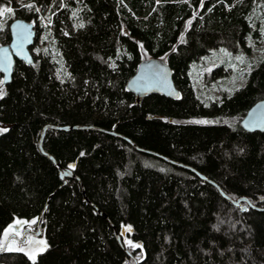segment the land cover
<instances>
[{
  "label": "trees",
  "instance_id": "1",
  "mask_svg": "<svg viewBox=\"0 0 264 264\" xmlns=\"http://www.w3.org/2000/svg\"><path fill=\"white\" fill-rule=\"evenodd\" d=\"M28 1L32 7L20 8L0 0V10L13 7L0 46L10 40L12 20L36 31L33 62L16 60L11 81L0 83V124L8 126L0 133V242L16 219L37 224L51 196L41 223L46 249L35 259L3 251L0 264H132L113 233L122 226L139 245L123 243L138 264H264V212L234 207L213 185L121 138L195 169L231 199L264 206V132L240 127L264 99V54L230 96L206 101L191 78L193 66L217 49L252 60L264 35V0ZM41 35L57 58L34 52ZM148 57L165 60L178 99L154 94L137 104L127 91ZM225 73L220 64L210 77ZM46 125L121 136L48 129L42 142L109 222L82 201L77 180L61 187L59 168L38 146Z\"/></svg>",
  "mask_w": 264,
  "mask_h": 264
},
{
  "label": "water",
  "instance_id": "2",
  "mask_svg": "<svg viewBox=\"0 0 264 264\" xmlns=\"http://www.w3.org/2000/svg\"><path fill=\"white\" fill-rule=\"evenodd\" d=\"M8 32L10 36L9 42L5 45L0 46V75L2 77L3 85H7L11 81V77H12V73H13L16 60L22 62L25 65H30L33 62V58L31 55V48L34 45V40L36 37V31L34 29L33 24L26 22L24 20H21V19H15L9 22ZM126 89L128 92L134 95L137 104H139L142 98L150 96V95H154V94L160 95L166 98L174 99V100L179 98V92L176 89L174 82H173L172 71L169 68V66L166 64L165 60L162 58L148 57V58L141 60L137 65L135 73L127 81ZM240 127L244 131L249 132V133L264 132V99L257 101L255 104H253L248 109V111L246 112L242 120L240 121ZM48 129L56 130V131H64V132H68L71 130L95 129L100 132L107 133L113 136H119V135L115 134L114 131H106V130H102V129H98V128L90 127V126L80 127V126L46 125L42 128L40 138H39V143H38L40 152L44 156H46L48 159H50L57 168H59L58 175H59V179L62 181L61 187L66 185L67 180H71V179L77 180V182L80 184V187H81L82 201L86 204H89L96 211L98 216L108 221L107 216L104 213H102L100 210H98L91 202H89L79 179L73 173L72 169L61 168L60 165L55 162L52 156H50L49 154L43 151L42 142H43L45 133ZM121 138L126 140L133 148H135L140 153L158 157L161 160L173 166L184 168L190 171L191 173H194L202 181L212 184L217 189L221 197L224 200L228 201L234 207L238 208L241 206V204H244L242 209H245L246 207H248L249 209L257 211V212H264V206L260 207L258 205L252 204L246 197H239L237 199H231L230 197L225 195L215 183L207 179L204 175L200 174L195 169L187 165H184L182 163L171 161L161 155H158L157 153L138 148L126 138H123V137ZM50 199H51V196L48 197L42 209V212L39 216V219L37 221V229L33 233V235L35 236L41 235V231H42L41 223H42V219H43L44 213L46 212ZM32 221L34 220H30V221L23 220L22 223L20 224L21 226L24 227L25 225L32 224ZM13 222L9 224L7 228L10 227L11 225H12L11 226L12 228L14 225ZM112 228H113L115 239L118 242L120 248L131 259L132 264H138L139 260L133 257L130 251L123 245L124 242L121 238L120 231L118 232L115 227H112ZM6 229L4 230V233ZM28 232H29L28 228L23 230L21 242H24L25 235ZM9 240H10V237H9ZM8 241L4 243L6 247H7ZM3 251H7V250H0V252H3ZM124 264H130V263L126 262Z\"/></svg>",
  "mask_w": 264,
  "mask_h": 264
},
{
  "label": "rangeland",
  "instance_id": "3",
  "mask_svg": "<svg viewBox=\"0 0 264 264\" xmlns=\"http://www.w3.org/2000/svg\"><path fill=\"white\" fill-rule=\"evenodd\" d=\"M20 4V8L22 7H28V5L31 4L28 0H13ZM6 8L13 9L12 5L9 3ZM44 10H39V19L43 25H49V18L43 14ZM9 12H4L3 15H0V27L5 24V22L8 19ZM264 32V31H263ZM40 44L37 48L34 49V52H37L39 50H44V52L48 51L54 58L58 57V53H53L52 43L49 40V37L46 36H40ZM44 42V44H43ZM42 43V44H41ZM258 43L260 46L255 47V49H252V60L249 61L248 59L244 58L243 56H239L236 54H228L222 49H217L213 52H211L209 55L201 58L196 65L193 66L192 72H191V78L193 86L198 93L200 98H205L206 101L209 99H218L222 94H226L227 96L232 95L236 89H238L239 85L244 80V71L250 70L253 68V64H255L259 58V56H263L264 54V35L260 40H258ZM49 44V45H48ZM222 64L223 69L226 70V73L221 78H211L210 77V71L217 66ZM59 71V72H58ZM53 74L57 76V78H61L60 70L55 67ZM208 80V81H207ZM242 81V82H241ZM241 82V83H240ZM0 129H8L7 125L0 124ZM4 132V131H3ZM2 133V132H0ZM23 220L16 219L15 222H13V227H8L6 231L9 232H18L19 235H10V242L7 244H11V242L14 240L16 241L14 247H20L24 248V252L20 251H14L19 252L24 255H26L29 259H35L36 256L40 253H42L46 249V243L44 239V234L41 231L40 236L26 235L24 242H21L22 239V233L23 228L25 226L30 227L32 224L25 225L24 227L21 226L20 223H22ZM129 228L128 226H122L120 229V235L123 240V242L126 245L129 244V238L127 237V233H130V231H126V229ZM5 231V232H6ZM4 238V235H3ZM2 238V239H3ZM2 241V240H1ZM28 241H31V243H28ZM43 241L44 243L41 244L40 242ZM132 245H135L131 242ZM32 256L33 258H30Z\"/></svg>",
  "mask_w": 264,
  "mask_h": 264
},
{
  "label": "snow or ice",
  "instance_id": "4",
  "mask_svg": "<svg viewBox=\"0 0 264 264\" xmlns=\"http://www.w3.org/2000/svg\"><path fill=\"white\" fill-rule=\"evenodd\" d=\"M201 4H203V0H201ZM28 7H32L31 5H28ZM37 11H39L40 9H36ZM12 9L11 8H5L0 10V15H3L4 12H11ZM82 26V25H81ZM0 83H3V81H0ZM0 95H2V90H0ZM198 123H208L207 121H198ZM6 131V129H0V132ZM69 167H73L72 165H70ZM32 223H36V221H32ZM126 231H131V228H127ZM10 235H19L18 232H9L6 231L4 233V240L8 241L9 240V236ZM16 241H12L11 244H9L7 247L3 244L0 243V250H8V251H20V252H24L25 249L24 248H20V247H14L13 245H15ZM28 243H31V241H28ZM41 244H43L44 242L41 241ZM129 244L131 245V241H129ZM133 247H139V245H132ZM30 258H33L32 256H30Z\"/></svg>",
  "mask_w": 264,
  "mask_h": 264
},
{
  "label": "flooded vegetation",
  "instance_id": "5",
  "mask_svg": "<svg viewBox=\"0 0 264 264\" xmlns=\"http://www.w3.org/2000/svg\"><path fill=\"white\" fill-rule=\"evenodd\" d=\"M26 228H28L29 229V232L28 233H26V235H28V236H31V235H33V233L36 231V229H37V224H32V226H30V227H27V226H25L24 228H23V230L24 229H26ZM26 235H25V237H26ZM6 241L4 240V238L2 239V241L0 242V243H5ZM10 242V240L8 241V243ZM8 251V250H7Z\"/></svg>",
  "mask_w": 264,
  "mask_h": 264
},
{
  "label": "bare ground",
  "instance_id": "6",
  "mask_svg": "<svg viewBox=\"0 0 264 264\" xmlns=\"http://www.w3.org/2000/svg\"><path fill=\"white\" fill-rule=\"evenodd\" d=\"M194 174V173H193ZM195 175V174H194ZM201 180V179H200ZM216 184V183H215ZM212 185V184H211ZM217 185V184H216ZM218 186V185H217ZM219 187V186H218ZM220 188V187H219ZM221 189V188H220ZM222 191V190H221ZM226 195V194H225ZM263 207V206H262Z\"/></svg>",
  "mask_w": 264,
  "mask_h": 264
}]
</instances>
